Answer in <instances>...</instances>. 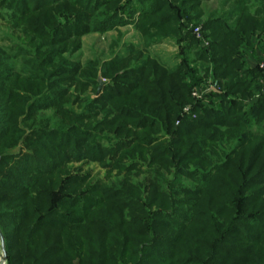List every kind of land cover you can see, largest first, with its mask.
I'll use <instances>...</instances> for the list:
<instances>
[{"label": "trees", "instance_id": "obj_1", "mask_svg": "<svg viewBox=\"0 0 264 264\" xmlns=\"http://www.w3.org/2000/svg\"><path fill=\"white\" fill-rule=\"evenodd\" d=\"M210 1L226 9L202 21ZM0 16L17 40L0 46L5 264H264V74L245 60L264 59V0H0ZM130 24L141 48L70 58ZM167 39L173 67L146 53ZM210 69L221 92L195 105Z\"/></svg>", "mask_w": 264, "mask_h": 264}, {"label": "rangeland", "instance_id": "obj_2", "mask_svg": "<svg viewBox=\"0 0 264 264\" xmlns=\"http://www.w3.org/2000/svg\"><path fill=\"white\" fill-rule=\"evenodd\" d=\"M223 9L220 6V3L216 1L204 2L201 5V10L203 12L202 21L206 20L213 12L216 13ZM7 22L8 19L6 17L2 18V16H0L1 47H10L13 43L17 42L16 38L13 36L15 35L13 34L14 31ZM121 31L122 36L119 33L117 34L116 31H110L104 35L90 34L84 36L81 39V48L71 55L70 58L72 60L79 61L82 64L91 60L105 61L110 59L116 52H123L125 44L131 43L135 44L139 48L142 47V38L134 28L128 26L123 28ZM114 41H117L118 45L114 46ZM178 50L179 48L177 47L175 41L173 39H167L158 45L151 46L146 50V53L151 57L156 58L159 62L163 63L167 67H173L179 59ZM21 150V147H18L16 149L9 150L8 152L11 154H18ZM73 166L75 168H81L84 174H89L91 176L90 180L92 182L97 180L106 181L105 171L95 163L73 164ZM139 179L140 178H137V180Z\"/></svg>", "mask_w": 264, "mask_h": 264}, {"label": "built area", "instance_id": "obj_3", "mask_svg": "<svg viewBox=\"0 0 264 264\" xmlns=\"http://www.w3.org/2000/svg\"><path fill=\"white\" fill-rule=\"evenodd\" d=\"M188 29L191 31L194 38L199 42V45L202 48H207L209 46V41L203 36L202 29L199 26H192L189 25ZM255 67H258L264 74V59H261V57L256 60V63L254 65ZM199 75L201 77L200 82L197 86L192 88L191 90V97L193 99V104H201L204 106L210 105V99L209 96L211 94H219L221 92L220 86L217 80H215L212 77V70H209V73L205 75L203 71H199ZM260 84L262 88L264 89V77L261 79ZM250 101H247L246 104H249ZM191 105H187L182 109L181 117L185 115H189L191 110ZM194 117V115H193ZM179 124V121L176 122V125Z\"/></svg>", "mask_w": 264, "mask_h": 264}, {"label": "crops", "instance_id": "obj_4", "mask_svg": "<svg viewBox=\"0 0 264 264\" xmlns=\"http://www.w3.org/2000/svg\"><path fill=\"white\" fill-rule=\"evenodd\" d=\"M132 27V28H134L133 26H131V25H126V26H124V27H121L120 28V32H122L121 30L123 29V28H126V27ZM128 29V28H127ZM163 42V41H162ZM161 42V43H162ZM160 44V43H159ZM158 45V44H157ZM260 50H258V49H255V52H253V53H246V55H245V60H246V63L250 66V67H253L254 65H255V63H256V60H258L259 59V57H260ZM177 63V62H176Z\"/></svg>", "mask_w": 264, "mask_h": 264}, {"label": "water", "instance_id": "obj_5", "mask_svg": "<svg viewBox=\"0 0 264 264\" xmlns=\"http://www.w3.org/2000/svg\"><path fill=\"white\" fill-rule=\"evenodd\" d=\"M99 82V86L97 89V93L101 90L102 85H103V81L102 80H98ZM0 251H1V264H5L6 263V252H5V245H4V239H3V235L0 231Z\"/></svg>", "mask_w": 264, "mask_h": 264}]
</instances>
